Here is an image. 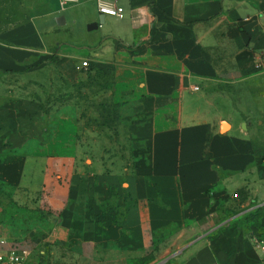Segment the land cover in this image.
Here are the masks:
<instances>
[{"label":"crops","instance_id":"0c3cea01","mask_svg":"<svg viewBox=\"0 0 264 264\" xmlns=\"http://www.w3.org/2000/svg\"><path fill=\"white\" fill-rule=\"evenodd\" d=\"M0 179L21 264H264V0H0Z\"/></svg>","mask_w":264,"mask_h":264},{"label":"built area","instance_id":"2783aa9c","mask_svg":"<svg viewBox=\"0 0 264 264\" xmlns=\"http://www.w3.org/2000/svg\"><path fill=\"white\" fill-rule=\"evenodd\" d=\"M71 0H61V4L64 5L66 2ZM99 12L101 14H107L112 16H122L123 15V8L118 6H112L111 4L105 2H98ZM81 69H86L88 67V61L83 60L79 66ZM194 89H197L195 87ZM256 244L259 249L264 251V240L255 238ZM22 259L19 255L11 254L9 256H5L4 254H0V263L4 264H21Z\"/></svg>","mask_w":264,"mask_h":264},{"label":"trees","instance_id":"16d2710c","mask_svg":"<svg viewBox=\"0 0 264 264\" xmlns=\"http://www.w3.org/2000/svg\"><path fill=\"white\" fill-rule=\"evenodd\" d=\"M8 194H10V193H8V191H7V189H6V187H5V185H4V183L1 181V179H0V205L2 206V207H4L5 209H4V214H5V216H6V214H7V216L10 214V215H12L13 213H12V208H14L15 206H11V204H9L4 198H6L7 197V195ZM2 195H4L5 197H1ZM8 209V210H7ZM19 211H21V210H19ZM106 211L107 212H109V213H113L114 215H115V221L116 222H120L121 220H122V217L124 216V214L122 213V212H117L116 211V208H113L112 206H110V207H108L107 209H106ZM12 213V214H11ZM20 215H22V217H26V218H32V217H36V216H34V215H36V212H33V211H27V210H22V212H21V214ZM37 218V217H36Z\"/></svg>","mask_w":264,"mask_h":264},{"label":"rangeland","instance_id":"374dc122","mask_svg":"<svg viewBox=\"0 0 264 264\" xmlns=\"http://www.w3.org/2000/svg\"><path fill=\"white\" fill-rule=\"evenodd\" d=\"M28 6H26L27 9ZM61 40L65 43H67L69 40L66 38L65 33L60 34ZM70 43V42H69Z\"/></svg>","mask_w":264,"mask_h":264},{"label":"water","instance_id":"95a60500","mask_svg":"<svg viewBox=\"0 0 264 264\" xmlns=\"http://www.w3.org/2000/svg\"><path fill=\"white\" fill-rule=\"evenodd\" d=\"M102 20H100V22H101ZM97 27V24L96 23H93V24H90L89 26H88V29H92V28H96Z\"/></svg>","mask_w":264,"mask_h":264}]
</instances>
